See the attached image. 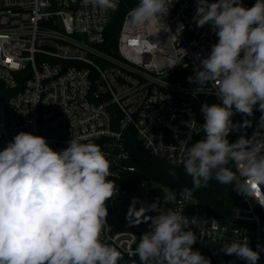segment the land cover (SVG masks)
<instances>
[{
	"label": "built area",
	"instance_id": "built-area-1",
	"mask_svg": "<svg viewBox=\"0 0 264 264\" xmlns=\"http://www.w3.org/2000/svg\"><path fill=\"white\" fill-rule=\"evenodd\" d=\"M255 3L242 0L245 7ZM168 7L167 16L141 25L131 23L128 9L113 41L109 26L117 8L83 0H0V150L21 131L45 137L56 151L71 139L98 145L111 162L108 179L118 188L106 202L101 240L121 253L118 264H141L135 250L151 230L150 220L129 225L125 219L134 197L137 208L154 204L159 213L184 215L198 237L193 250L211 264H245L221 250L245 240L264 264V191L253 198L243 194L222 219L195 196L183 199L169 185L138 177L131 163L129 129L145 152L183 168L186 148L204 137L201 105L219 103L213 84L201 93L188 80L198 70L197 54L207 57L218 37L208 25L194 23L196 0H168ZM261 115L256 109L250 117L235 114L234 123L247 118L252 126L230 133L229 142L255 131L264 138V128L256 129Z\"/></svg>",
	"mask_w": 264,
	"mask_h": 264
},
{
	"label": "clouds",
	"instance_id": "clouds-1",
	"mask_svg": "<svg viewBox=\"0 0 264 264\" xmlns=\"http://www.w3.org/2000/svg\"><path fill=\"white\" fill-rule=\"evenodd\" d=\"M83 2L104 10L117 8V0ZM170 9L168 0H138L130 21L141 25L162 19ZM193 21L199 28L208 25L218 41L207 57L197 54L198 70L188 80L201 93L213 84L219 103L201 105L204 137L187 147L180 161L192 178V187L181 189L180 195L189 199L215 179L253 198L257 190L264 191V138L256 131L235 142L228 136L252 126L247 118L242 123L232 118L250 117L254 109L262 113L256 129L264 128V0L252 7L243 6L242 0H196ZM230 164L238 167L240 177ZM110 168L96 144L71 139L68 147L56 151L43 136L16 134L0 150V264H118L121 253L101 240L106 202L118 193L108 179ZM138 202L134 197L125 219L129 225L151 221V230L140 237L135 250L141 264H211L193 250L198 237L184 215L159 213L154 204L137 208ZM259 204L264 206V201ZM149 210L157 215L146 216ZM217 224L213 220L214 227ZM221 250L245 264L260 261V252L248 240L233 241Z\"/></svg>",
	"mask_w": 264,
	"mask_h": 264
},
{
	"label": "trees",
	"instance_id": "trees-1",
	"mask_svg": "<svg viewBox=\"0 0 264 264\" xmlns=\"http://www.w3.org/2000/svg\"><path fill=\"white\" fill-rule=\"evenodd\" d=\"M138 0H122L120 6L114 13L113 20L109 26V33L112 34L113 41L120 29L123 16L128 9L134 8ZM131 135L128 138V147L132 154L131 163L137 167L138 177L154 179L165 185H169L178 191L192 187V178L185 173L184 168L173 165L167 160L154 157L145 152L134 131L129 129ZM235 173L233 164L229 165ZM175 172L171 175L170 172ZM235 185H223L215 179L209 181L207 187H202L193 192L199 203L205 207L212 216L227 219L243 198V193L234 190ZM221 258V256L219 257ZM231 262L228 260L227 263ZM218 263H221L220 260ZM226 262L222 261V264Z\"/></svg>",
	"mask_w": 264,
	"mask_h": 264
}]
</instances>
